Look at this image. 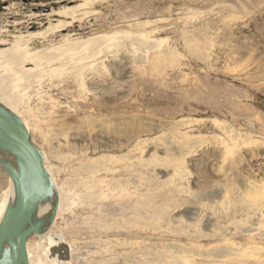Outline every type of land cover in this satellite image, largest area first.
Wrapping results in <instances>:
<instances>
[{"label": "rangeland", "instance_id": "obj_1", "mask_svg": "<svg viewBox=\"0 0 264 264\" xmlns=\"http://www.w3.org/2000/svg\"><path fill=\"white\" fill-rule=\"evenodd\" d=\"M80 2L2 0V47L21 31L47 29L45 19L28 24L30 13ZM89 10L47 39L33 38L31 50L65 35L103 34L113 37L107 51L81 61L76 77L58 64L45 68L43 86L21 90L15 104L69 196L45 233L71 245V264H227L208 255L224 238L242 254L238 264L264 263V235L240 228L264 225V216L247 217L264 200V0H105ZM131 38L146 41L144 61L132 57ZM92 166L111 168L116 180L109 197L86 207L82 181ZM0 182L7 188L2 166ZM234 224L229 237L215 233ZM106 238L123 246L94 253ZM30 242L41 252L48 245L37 234Z\"/></svg>", "mask_w": 264, "mask_h": 264}, {"label": "bare ground", "instance_id": "obj_2", "mask_svg": "<svg viewBox=\"0 0 264 264\" xmlns=\"http://www.w3.org/2000/svg\"><path fill=\"white\" fill-rule=\"evenodd\" d=\"M80 1H81L80 3H77L75 5L67 7L65 9V11H63V12L57 11V13H56V12L51 11V12L45 13V12L40 11L37 13H30L28 15V18H27L28 24L33 23L34 20L40 22V20L45 19V20L49 21L47 29H44V30L38 31V32H28V34H26V35H24L21 31V33L19 35L14 36V38L11 41V43L9 44V46H6V47H2V46L7 44L8 41L1 37L2 33L6 32V29H4L0 25V104L21 118V120L24 122L27 129L29 130L30 135H31V128L29 126V123L24 118L25 116L23 117V115L21 114L22 111L21 112L18 111V109L15 107V104L17 103L18 98L22 97L21 95L19 96V94H21V90H26V92H28V90L30 91L31 89H34L35 86H40V85L43 86L42 85V83L44 84V81H43V79H44L43 78V72L44 71L43 70L45 68L47 69V67L50 68L53 65L55 67L56 64H58L56 69L59 70V68H61L63 70H66L69 74H73L75 77H76V74L78 76L79 74H81L82 70L84 69L83 66L80 67V65H79L83 62V60L89 61V59L91 60V58H93V57L96 58L98 54H100V56H101V52L107 51L109 45L111 44V41L113 42V37L111 39V36H107V35H103V34L92 36V37L86 38L85 40H78V39L71 40L69 35H65L63 37V39L58 44H56V45L52 44L48 47H45L43 49L32 52L30 44H31V41L33 38L41 37L42 40H44V38H46L48 36V33H51V32L56 33V31L64 30L65 26H67L71 22L77 21L78 19H81L84 15L88 14L89 12L91 13V11L89 10L90 7H92L93 5H95L99 2L105 1V0H80ZM1 2H2V0H0V3ZM5 7L1 5V8H5ZM59 14L64 15L66 18H70L71 20L69 21V20H62V19L54 18L56 15H59ZM54 21H56V22H54ZM110 39H111V41H110ZM131 40L133 41L132 42L133 44H131ZM131 40H127L125 42H128V44H130V46L132 45L131 46L132 57L135 60L139 59L141 61H144L147 58V52L148 51H146V48H143L142 45H144V42L146 43V41H144V42L140 41V44H138L137 42H135L137 39L134 41L131 38ZM135 44H137L138 47H135L134 46ZM122 48H123V46H122ZM29 65H31V66H29ZM90 67H91V65H90ZM51 76H53V75H51ZM83 79H85V78H83ZM24 95H25V93H24ZM18 105H17V107H18ZM224 129H227V128L224 127ZM229 136H231L232 139H236V140L238 139V134L232 135V134H230V131H229ZM232 148H234V147H232ZM229 150H231V149H229ZM142 153H143V151L142 152H140V151L135 152L134 158H136L137 160H140L142 158ZM0 157L16 168L15 158L12 154H8V153H5L2 150H0ZM132 157H133V154H132ZM114 162H116V161L114 160ZM106 164H108V163H106ZM44 166H45L47 172L49 173L51 180L53 182V190H52L51 196L39 206V209L37 211L36 216H37V219L43 220V224H42V228H41V234L40 235L37 234L39 236V243L41 242L42 244L41 243L40 244L43 245V247H44V244H48V245H45L46 246V247H44L45 250L43 249V251L41 252L40 251L41 249L36 250L35 248L34 249L32 248V246H31L32 244L30 245L31 242L29 239L28 243H27V253H28L29 263L30 264H71V259H69L70 261L68 262V258L69 257L72 258L71 256L74 253L71 245L68 244L67 242H65L64 241L65 239H62L61 237H56L54 235H50L49 232L45 233V231L49 229V227L52 225V223L57 218H59L60 216H62L64 214L66 207L69 204L68 203L69 196H68V193L64 190V188L59 186L56 183L55 178L51 174V171L49 169V166H48L45 158H44ZM110 169L107 167H101V166H92V167L87 169V175L84 176V179L82 181L83 188L85 191L82 202L84 203V205L86 207H93V205H95L99 201L103 200L106 197H109L107 195L110 192V189L114 190V181L116 179L115 178L109 179V173H111ZM151 169L154 172H158L160 170V167H153ZM8 178H9V184H8L7 188L3 184V182H0V187H2V189H1L2 192L0 194V223H1V220L3 218L4 212L6 210L7 204L9 203V201L14 203V200H15V187H14L13 181L9 175H8ZM119 187H120V185H119ZM83 188H81V189H83ZM120 193L121 192H119V194ZM114 194H116V192ZM126 195H128V194H126ZM260 197H262V196H260ZM258 203L256 205H254L251 209L249 208L250 211L248 213L249 216H247L248 218H253L255 216H258V217L264 216V214H263L264 200H262L261 202H258ZM133 208H135V207H133ZM54 209H55L54 219L51 223H48L47 221L49 220V217H50V215ZM161 214L166 215L165 211H162ZM140 216H142V215H140ZM262 219H263V217H262ZM135 222H138V221H134L133 224H135ZM258 224H260V223H258ZM104 225L105 226L103 228V231L105 229L106 232H109V230H111L110 224H104ZM234 225L235 226H228V227L220 226L218 228H215V229H218V232L216 231L215 233H217L220 237H223V238L228 236V235L235 234L236 232H238V229L236 226L237 224H234ZM120 226H124V225L121 224ZM263 226L264 225L259 226V227L257 226V228H255V226H254V228H253L250 225L248 226L244 223V224H242V226L240 228L244 227L243 231L245 230L249 233L258 232L261 235H264V227ZM156 228H157V226L153 225V229H156ZM192 235L195 236V234H192ZM107 237H110V235H108ZM201 237L202 236H200V238ZM229 240H230V238H224V241L222 243L220 241L221 244H218L217 246L212 247V249L208 252V255L211 254V256L219 257L220 259L224 258V260H221V262H224L227 264H238L239 262H242L243 260L237 259V257L242 255V254L238 253L239 250L236 247H233V244L231 245L229 243L230 242ZM117 241L118 240L115 241L113 239L106 238L105 240L101 241L104 244H106L105 247L104 248L99 247L96 251H94V253L102 254V253H105V252L112 250L114 248L113 247L114 245H116V244L118 245L119 242H121L120 240H119V242H117ZM120 244L123 246L122 242ZM139 244H140V242H132L131 246L136 247V246H139ZM41 245H37V246L41 247ZM72 251H73V253H72ZM178 251H176V252H178ZM153 259H155V258L153 257ZM214 259H217V258H214ZM149 262H152V261H149ZM252 263L253 264H264L262 261H259V260H255ZM0 264H2V263L0 262Z\"/></svg>", "mask_w": 264, "mask_h": 264}, {"label": "water", "instance_id": "obj_3", "mask_svg": "<svg viewBox=\"0 0 264 264\" xmlns=\"http://www.w3.org/2000/svg\"><path fill=\"white\" fill-rule=\"evenodd\" d=\"M0 150L14 156L17 168L0 157V166L15 187L14 203L9 201L0 223V262L30 264L27 243L33 235L41 234L43 220L36 215L39 206L51 196L53 182L44 166L43 152L33 142L26 125L1 104ZM54 216L55 209L47 222L51 223Z\"/></svg>", "mask_w": 264, "mask_h": 264}]
</instances>
